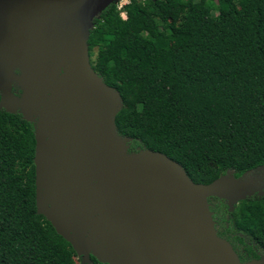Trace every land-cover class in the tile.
I'll return each mask as SVG.
<instances>
[{"label": "water", "instance_id": "obj_1", "mask_svg": "<svg viewBox=\"0 0 264 264\" xmlns=\"http://www.w3.org/2000/svg\"><path fill=\"white\" fill-rule=\"evenodd\" d=\"M119 1L0 0V109L34 123L37 214L81 264H242L207 199L231 211L255 187L231 171L196 184L160 152L129 153L117 132L124 104L92 69L87 42Z\"/></svg>", "mask_w": 264, "mask_h": 264}, {"label": "trees", "instance_id": "obj_2", "mask_svg": "<svg viewBox=\"0 0 264 264\" xmlns=\"http://www.w3.org/2000/svg\"><path fill=\"white\" fill-rule=\"evenodd\" d=\"M115 8L93 20L87 43L92 69L121 96L115 125L128 152H160L204 185L263 166L264 0ZM34 136V123L0 109V264H81L37 214ZM238 212L229 226L264 245V203L244 200Z\"/></svg>", "mask_w": 264, "mask_h": 264}, {"label": "flooded vegetation", "instance_id": "obj_3", "mask_svg": "<svg viewBox=\"0 0 264 264\" xmlns=\"http://www.w3.org/2000/svg\"><path fill=\"white\" fill-rule=\"evenodd\" d=\"M233 176L235 177L234 172ZM235 178H241L248 181L256 189L255 191L251 190L252 195L247 196L244 200L252 199V202L260 200L261 203H264V201H262L264 198V165L256 169L246 171L242 175ZM244 200L234 204L233 209L230 211L226 200L218 199L216 197H210L207 199L217 236L230 244L242 264L251 261L264 260V245H259L258 241L252 238V233L237 231L235 230L236 227H234L233 230V228L229 226L231 218L230 215H234L236 218L240 217L238 210L240 208V202Z\"/></svg>", "mask_w": 264, "mask_h": 264}, {"label": "rangeland", "instance_id": "obj_4", "mask_svg": "<svg viewBox=\"0 0 264 264\" xmlns=\"http://www.w3.org/2000/svg\"><path fill=\"white\" fill-rule=\"evenodd\" d=\"M130 0H120L117 4H116V8L115 10L113 11V14H117L121 11V8L124 6V5H127L129 3ZM126 109L127 110H131L132 109V106L131 105H127L126 106ZM79 259V258H77ZM74 264H79V262L75 259L74 260Z\"/></svg>", "mask_w": 264, "mask_h": 264}, {"label": "built area", "instance_id": "obj_5", "mask_svg": "<svg viewBox=\"0 0 264 264\" xmlns=\"http://www.w3.org/2000/svg\"><path fill=\"white\" fill-rule=\"evenodd\" d=\"M121 17H122L123 19H125V18H126V16H125V14H124V13H122V14H121Z\"/></svg>", "mask_w": 264, "mask_h": 264}]
</instances>
